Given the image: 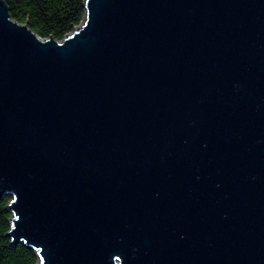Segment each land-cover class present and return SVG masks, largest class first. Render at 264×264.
Returning a JSON list of instances; mask_svg holds the SVG:
<instances>
[{
	"label": "water",
	"instance_id": "obj_1",
	"mask_svg": "<svg viewBox=\"0 0 264 264\" xmlns=\"http://www.w3.org/2000/svg\"><path fill=\"white\" fill-rule=\"evenodd\" d=\"M85 5L59 39L0 0L11 242L37 264H264V0Z\"/></svg>",
	"mask_w": 264,
	"mask_h": 264
},
{
	"label": "trees",
	"instance_id": "obj_2",
	"mask_svg": "<svg viewBox=\"0 0 264 264\" xmlns=\"http://www.w3.org/2000/svg\"><path fill=\"white\" fill-rule=\"evenodd\" d=\"M11 15L28 24L41 36L63 38L84 18L85 0H6ZM10 193L0 196V264H37L35 247L19 241L11 242L6 232L10 228L12 211L8 208Z\"/></svg>",
	"mask_w": 264,
	"mask_h": 264
},
{
	"label": "rangeland",
	"instance_id": "obj_3",
	"mask_svg": "<svg viewBox=\"0 0 264 264\" xmlns=\"http://www.w3.org/2000/svg\"><path fill=\"white\" fill-rule=\"evenodd\" d=\"M84 20H85V18H84ZM84 20L83 21H81L80 23H78V24H76V25H74V27L73 28H78L83 22H84Z\"/></svg>",
	"mask_w": 264,
	"mask_h": 264
}]
</instances>
